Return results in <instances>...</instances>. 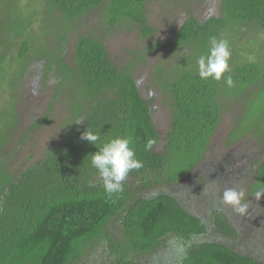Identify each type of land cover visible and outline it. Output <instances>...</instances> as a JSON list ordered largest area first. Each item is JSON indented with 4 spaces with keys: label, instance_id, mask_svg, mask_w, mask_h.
Masks as SVG:
<instances>
[{
    "label": "trees",
    "instance_id": "16d2710c",
    "mask_svg": "<svg viewBox=\"0 0 264 264\" xmlns=\"http://www.w3.org/2000/svg\"><path fill=\"white\" fill-rule=\"evenodd\" d=\"M46 1L47 14L59 12L64 28L100 10L109 30L130 22L145 39L156 32L148 22V0ZM221 12L206 22L190 16L175 35L177 47H200L206 55L212 36L221 40L231 31L233 39L234 32L243 28L264 31V0H222ZM48 31L53 32L51 27ZM14 34L24 37L27 32L24 29ZM31 46L34 39L24 41L19 61L27 58ZM49 50L47 40V57L42 59H50L49 70H56L61 79L71 76L80 80L87 107L83 123L42 161L17 175L10 174L9 162L5 161L7 167L0 171V264H82L95 243L102 241L108 248L110 264H140L136 258L159 249L170 237L186 245L176 264H262L226 245L198 242L210 233L203 219L188 212L174 196L138 197L131 191L130 182L140 178L142 186L149 188L186 179L211 150L227 103L240 104L243 100L251 118L264 112V59L262 64L249 63L226 72L224 76H232V87L223 77L220 81L205 80L199 74L183 72L170 82L171 125L163 135L153 102L143 97L131 73L113 64L103 41L83 37L76 45L74 67L58 49L54 53ZM13 112L18 123L17 112ZM86 129L100 135L95 146L81 139ZM128 136L133 138L130 147H134L143 167L131 170L123 191L109 196L98 171L91 166V154L110 139ZM149 137L157 143L145 151ZM257 181V189L264 188V161L258 167ZM112 221L123 227L120 242L109 233ZM215 221L226 235H236L221 215Z\"/></svg>",
    "mask_w": 264,
    "mask_h": 264
},
{
    "label": "rangeland",
    "instance_id": "374dc122",
    "mask_svg": "<svg viewBox=\"0 0 264 264\" xmlns=\"http://www.w3.org/2000/svg\"><path fill=\"white\" fill-rule=\"evenodd\" d=\"M221 4L222 0H148V22L156 32L145 39L130 22L109 30L100 10L64 28L59 12L47 14L46 0H0V171L9 162L10 174L17 175L42 161L52 148L66 141L70 131L78 129L80 124L76 123L84 118L87 101L81 81L71 76L61 79L56 70H49L50 59H42L47 57V40L49 52L58 49L70 67H74L76 45L83 37L103 41L113 64L131 73L143 97L153 102L159 128L165 135L170 129L173 104L170 82L185 71L199 74L197 61L203 55L200 47H177L175 35L190 16L201 22L221 16ZM49 26L53 32L48 31ZM24 29V37L14 34ZM234 34L233 39L231 31L222 38L229 44L230 70L249 63L262 64L264 31L243 28ZM27 39H34V46L27 58L19 61ZM38 48L42 50L37 54ZM227 105L206 160L186 179L174 185L145 188L140 178H133L130 189L144 198L174 196L209 227V235L198 242L226 245L264 264V196L255 199L258 167L264 161V112L251 118L243 100ZM14 109L18 123L13 118ZM227 188L244 191L242 203L248 204L244 216L223 202ZM217 215L236 231L234 237L217 226ZM109 233L120 242L123 227L112 221ZM107 250L103 241L95 243L85 262L110 264ZM185 250L183 241L170 237L159 249L136 259L140 264H176Z\"/></svg>",
    "mask_w": 264,
    "mask_h": 264
},
{
    "label": "clouds",
    "instance_id": "9594fccd",
    "mask_svg": "<svg viewBox=\"0 0 264 264\" xmlns=\"http://www.w3.org/2000/svg\"><path fill=\"white\" fill-rule=\"evenodd\" d=\"M209 44L207 54L201 55L197 61L200 78L220 81L223 77L226 85L232 87L234 83L232 76H224L226 72H230L229 59L231 53L228 41L217 40L215 36H212ZM82 123L83 120H80L76 124ZM81 139L95 146L100 140V135L86 129L81 134ZM156 143L154 138L149 137L144 144V150H152ZM133 144V138L130 136L117 137L102 143L98 151L91 154V166L98 171L102 180V187L109 196L121 193L123 182L128 173L143 167V162L136 158L134 147H130ZM244 196L245 193L242 189L227 188L223 191L222 200L225 204L230 205L237 214L244 216L248 210V204L242 203ZM262 196H264V188L255 193V199L259 201Z\"/></svg>",
    "mask_w": 264,
    "mask_h": 264
},
{
    "label": "flooded vegetation",
    "instance_id": "af4514ba",
    "mask_svg": "<svg viewBox=\"0 0 264 264\" xmlns=\"http://www.w3.org/2000/svg\"><path fill=\"white\" fill-rule=\"evenodd\" d=\"M204 160H206V158Z\"/></svg>",
    "mask_w": 264,
    "mask_h": 264
}]
</instances>
